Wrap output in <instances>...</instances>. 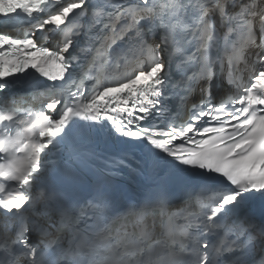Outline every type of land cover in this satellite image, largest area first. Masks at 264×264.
<instances>
[{
    "label": "snow or ice",
    "instance_id": "obj_1",
    "mask_svg": "<svg viewBox=\"0 0 264 264\" xmlns=\"http://www.w3.org/2000/svg\"><path fill=\"white\" fill-rule=\"evenodd\" d=\"M0 17L21 25L0 32V264H264V0ZM125 174L138 197L111 194Z\"/></svg>",
    "mask_w": 264,
    "mask_h": 264
}]
</instances>
